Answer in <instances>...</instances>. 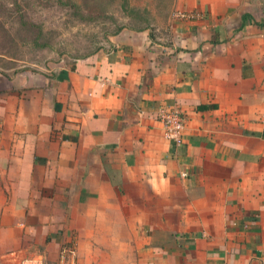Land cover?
Segmentation results:
<instances>
[{"label": "crops", "instance_id": "crops-1", "mask_svg": "<svg viewBox=\"0 0 264 264\" xmlns=\"http://www.w3.org/2000/svg\"><path fill=\"white\" fill-rule=\"evenodd\" d=\"M181 6L202 18L0 79V264H264V0Z\"/></svg>", "mask_w": 264, "mask_h": 264}, {"label": "rangeland", "instance_id": "rangeland-1", "mask_svg": "<svg viewBox=\"0 0 264 264\" xmlns=\"http://www.w3.org/2000/svg\"><path fill=\"white\" fill-rule=\"evenodd\" d=\"M182 0H0V79L52 71L112 46L124 30L169 25ZM195 20V19H192Z\"/></svg>", "mask_w": 264, "mask_h": 264}, {"label": "built area", "instance_id": "built-area-1", "mask_svg": "<svg viewBox=\"0 0 264 264\" xmlns=\"http://www.w3.org/2000/svg\"><path fill=\"white\" fill-rule=\"evenodd\" d=\"M202 18L201 13L182 12L178 10L173 15V19L192 21V19ZM158 120L164 125L165 136L175 148L181 147L186 126V115L182 107L177 103L165 104L157 110ZM187 175L184 173L183 177ZM76 250L73 246H64L60 252V261L62 264H67L69 258H74Z\"/></svg>", "mask_w": 264, "mask_h": 264}]
</instances>
